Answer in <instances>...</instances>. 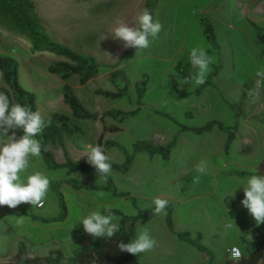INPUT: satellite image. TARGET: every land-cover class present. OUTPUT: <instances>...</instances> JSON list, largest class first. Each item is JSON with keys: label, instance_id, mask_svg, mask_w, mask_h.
<instances>
[{"label": "rangeland", "instance_id": "obj_1", "mask_svg": "<svg viewBox=\"0 0 264 264\" xmlns=\"http://www.w3.org/2000/svg\"><path fill=\"white\" fill-rule=\"evenodd\" d=\"M33 1L46 32L54 41L81 55L92 56L99 63L104 74L83 87L75 79L71 86L89 112L104 116L98 121L103 127L106 155L111 164L120 167L112 169L105 181L101 175L69 174L64 168H49L42 154L33 158L21 178L26 182V177L35 172L48 176L50 189L45 207L38 209L26 203L16 209L0 206V264L14 262L21 246L25 248L26 258L46 256L56 250L68 258L84 243L105 239L93 238L84 232L82 219L92 212L106 214L105 209L110 208L115 214L121 212L133 217L153 205L155 198L163 196L174 200L177 228L182 225L201 231L211 252L203 255L192 248L189 256L198 260L196 263L179 252L188 247L178 243L168 246L167 253L153 260L149 253L147 258L142 253L136 255L141 264L145 261L148 264H225L227 256L231 261L227 248L234 244L244 247L238 225L248 220L249 226L255 221L242 206L244 196L241 195L261 155L252 156L247 169L246 164L239 162L243 157L237 154V147L242 143L240 128L244 118L246 115L251 118L254 111L255 103L247 93L259 79L256 72L264 69V45L256 44V34L264 36V32L245 24L247 34L236 30L226 34L221 22L213 20V17L221 18L222 10L216 14L208 12L222 6L223 0H150L156 20L163 25L159 39L142 53H134L119 64L130 48H124L121 41L112 38L113 30L118 19L135 26L139 17L135 15V0ZM210 1L214 5H208ZM210 27H215L214 35L211 29L204 32ZM195 47L204 48L214 58L212 71L204 85L181 84L180 80L190 71H196L189 60ZM0 53H9L18 61L20 84L36 95L38 110L45 119L56 113L66 114L72 125L79 126L67 140V146L76 159L87 161L85 154L90 150L80 152L77 147L96 146L100 132L93 120L76 118L64 102V82L48 71L53 61L61 59L49 53H33L26 38L2 29ZM117 64L118 68L109 69ZM112 72H117L113 81ZM103 92L117 96L107 97ZM109 111L122 114L110 116ZM114 127L119 130L111 131ZM16 135H23V131L17 130ZM146 139L154 146L164 139L174 143L168 154L137 152V142ZM4 142L7 138H0V143ZM62 155L63 151L58 149L55 160H64ZM129 158L131 164L124 166ZM201 161L207 169L203 175L197 171ZM143 168L150 177H138ZM197 176L200 182L192 183ZM70 180L87 183L92 188L78 191ZM57 191L63 196L64 209ZM212 191L214 196H208ZM101 192L103 196L99 195ZM128 192L135 197H127ZM236 196L242 200L234 203ZM220 199H228L226 203L236 209L227 213ZM19 216L24 217L22 224L17 223ZM153 216L156 215L152 213L137 222L139 234L147 231L146 225ZM118 217L120 224L121 217ZM229 223L230 229L226 227ZM260 264H264V258Z\"/></svg>", "mask_w": 264, "mask_h": 264}, {"label": "trees", "instance_id": "obj_2", "mask_svg": "<svg viewBox=\"0 0 264 264\" xmlns=\"http://www.w3.org/2000/svg\"><path fill=\"white\" fill-rule=\"evenodd\" d=\"M146 10L150 12L154 19V7L150 0L146 4ZM0 29L20 37L26 38L30 44L33 53H49L60 61H53L48 71L58 76L63 82L62 94L64 102L69 104L74 116L82 120L96 121L102 120L104 116L98 113L89 112L80 102L74 93L71 82L77 79L79 86L87 85L91 80L99 75L100 65L92 56L81 55L65 44L54 41L46 32L43 20L37 12L36 5L33 0H0ZM135 49L130 48L126 55L119 62L122 63L126 57L135 53ZM119 64L109 67L113 70L119 67ZM20 65L18 61L9 53H0V76L1 86L0 93H4L9 97L10 104L19 103L31 108L33 111L38 110L37 97L24 89L19 79ZM117 72H112L110 78L114 80ZM107 97H116V94L103 92ZM108 115H120L121 112L109 111ZM51 125L46 127L43 133L37 137L41 143L47 147V151L42 150V156L47 166L52 169L64 168L69 174L75 172H84L90 175H100L95 168L87 161H76L72 159L68 147L67 140L74 136V132L79 126L72 125L71 118L66 114L56 113L49 117ZM47 118V119H49ZM45 119V120H47ZM112 129V130H111ZM111 131H118V127L110 128ZM170 143L167 147L154 146L152 143L142 141L136 145L137 152H147L150 154L167 153L173 147ZM99 146L105 150L104 132L98 140ZM108 145V144H107ZM112 146H117L111 143ZM58 149L63 151V162L55 160V153ZM106 154V152H105ZM132 159L129 158L124 166H129ZM112 169L118 170L120 166L111 164ZM69 183L76 190H88L92 187L87 183H78L70 180ZM61 205L64 209L63 196L57 191ZM123 195V194H118ZM154 208L142 211L137 216H124L121 212H116L121 217L120 230L112 237L99 241H93L87 246L81 247L72 256L66 258L60 251H52L46 256L26 258L25 248L20 247L15 255V261L9 264H141L136 255L120 252L118 244L123 241L125 243L131 241L135 237L137 222L146 216ZM168 212V225L171 226L172 207L170 203L166 208ZM253 232L257 234V238L253 242H246L241 249L243 253L242 259L237 262L228 261L225 264H259L264 257V227L253 228ZM185 237V236H180ZM199 250L204 251L205 248L200 241H191ZM7 264V263H6Z\"/></svg>", "mask_w": 264, "mask_h": 264}, {"label": "clouds", "instance_id": "obj_3", "mask_svg": "<svg viewBox=\"0 0 264 264\" xmlns=\"http://www.w3.org/2000/svg\"><path fill=\"white\" fill-rule=\"evenodd\" d=\"M129 24L118 19L112 38L121 41L124 48L135 49L137 55L158 40L163 30V25L158 20H154L147 10L139 15L134 23L135 26H129ZM102 39H105V36ZM189 60L196 71H190L188 76L180 80L181 84L204 85L212 71L210 66L214 63V58L209 56L204 48L195 47L191 49ZM256 76L259 79L256 81L255 88L249 93L253 103L259 99L260 89L264 87L262 83L264 69L257 71ZM50 125L51 119L45 120L39 110L33 111L19 103L10 104L9 97L0 93V138H7V142L0 143V206L16 209L19 205L26 203L32 207H44L50 189L48 176L35 172L28 175L24 182L21 174L29 168L33 158L41 157L42 150L47 151V147L37 137ZM17 130H22L23 135L17 137ZM85 155L87 162L107 181L112 172V165L104 148L99 145L91 146L90 151ZM206 170V163L201 161L197 165V171L203 175ZM199 182V176L192 180L194 184ZM243 191L244 199L241 204L259 226L264 223V175H251ZM99 195L103 196L104 193L101 192ZM153 203L155 215L164 212L169 204L168 200L161 198H155ZM105 212L106 214L99 211L92 212L83 218L81 224L84 232L93 238H112L120 229L119 217L110 208H106ZM23 219V216L17 217V223L22 224ZM226 227L230 229L232 224L229 223ZM156 244L157 241L144 231L127 243L121 241L118 248L120 252L139 256L141 253L153 250ZM230 251L234 261H239L243 256L237 247H232Z\"/></svg>", "mask_w": 264, "mask_h": 264}, {"label": "crops", "instance_id": "obj_4", "mask_svg": "<svg viewBox=\"0 0 264 264\" xmlns=\"http://www.w3.org/2000/svg\"><path fill=\"white\" fill-rule=\"evenodd\" d=\"M147 2H148V0H135V4H137V7L135 9V15H140L143 13L144 10H146ZM213 3H214V1H210L208 3V5H214ZM220 10H222L221 18L220 17L219 18L213 17V20L221 22L224 30L226 31V34L229 35V33L231 31H235V30L242 32L244 34H247V30L245 29V24H249L250 26L253 25L254 29L260 33L264 32V0H223L222 6H217L213 9H210L208 12L210 14H216ZM156 16L157 15L155 12L154 13V20H156ZM211 25H212V23H211ZM207 29H208V31H210V29H211L212 33L214 35L215 27L206 28L205 30L203 29L204 32H206ZM223 34H225L224 31H223ZM215 36H218V35L215 34ZM256 37H257L256 44L259 46H263L264 45V36H262V34H259V35L256 34ZM228 39H229V37H227L226 42L228 41ZM262 83H264V82H262ZM254 88H255V86H254ZM253 89H251V90H253ZM245 91L247 92V89ZM249 93H247V94L249 95ZM253 110L254 111H253V114L251 115V118H253V119L255 118V121H252L251 118L248 115H246V117L244 118L245 120H244L243 126L240 128V131L243 135H241L242 143L240 144V146L237 147V154L242 155L243 161L240 159L239 162H240V164H246L247 169L250 168L248 166V164H249L248 162L250 161L251 157L254 155H261V157L259 158V163L255 167L256 170L253 173V175H264V87H261V89H260V97L255 102ZM112 116H114V115H112ZM94 123L97 124L95 128L96 129L98 128V130L100 132L99 137L97 139V144H98V140H99L100 136L103 134V127L101 126V124L98 120L94 121ZM111 133H113V132H111ZM175 140H176V137H175ZM143 141L150 142L147 139L143 140ZM140 142L141 141L137 142V144ZM152 142H155V141L153 140ZM156 144L158 146L164 147V146H168L170 144V142L167 141L166 139H164L163 141H160L159 144L158 143H156ZM221 146H222V149L225 147V146H223V143L221 144ZM77 149L80 150V152H86V150H90L89 146H87L85 148L78 146ZM68 150H69V153H70L72 159H74L76 161H80L79 159L75 158V156L73 155L72 149L68 148ZM226 151L228 153V149H226ZM105 152H106V150H105ZM61 157H63V155ZM59 162L62 163L63 160H60ZM134 164H135V161H134L133 165ZM145 172H146L145 168L139 170V172L137 173L138 177L140 179H145V177H150L149 175H145ZM214 194H215V191H212L211 195H208V196L212 197V196H214ZM241 196H244V193ZM127 197L134 198L135 194H131L128 192ZM199 197L200 196H197L196 198H199ZM161 199L168 200V202L170 203V205L172 207L171 226L168 225V221H167L168 212H167V210H165L164 212H162L156 216H153V219H150V221L146 225V229H147V231H149L151 237L157 241V244L153 250H151L147 253H142L143 257L147 258L146 256L149 253L153 256V258H152V260H153L154 258H157L160 255L167 253L168 246H173V245L176 246L178 243H183L188 247V249H183V250H180L179 252L181 254L185 253V255H188V259L190 261H194L197 263L198 260H196L195 258L193 259L189 256V255H192V252H193L192 248H195L198 251L202 252L203 255H206L208 253V251L211 252L209 250V248L207 247V245L204 243L203 233H201V231H199L198 229H190V226H188V225H187L188 227L181 225L180 228H177V225L175 223L176 222V212H175V206H174V202H173L174 200H172L171 198H168L167 196H163V198H161ZM227 200L220 199L219 203L221 206H223L224 211H226L228 213V212L234 211L236 208H234V207L231 208V204L226 203ZM241 200H242L241 197L239 198L238 196H236L234 203L240 202ZM44 207H45V205H44ZM44 207H42V208L38 207V209H43ZM154 207H155V205L153 204L150 207H147L145 210H140V211L141 212L146 211V210L152 209ZM140 211H139V213H140ZM152 213H154V212L153 211L149 212L146 215V217H149ZM248 223H249V221L245 220L241 223V225H238V227L241 230V232L239 234V238H240V242L243 244V246L246 245V242H253L256 240L257 234L255 232H253V228L263 226V225L257 226L255 221L249 226L247 225ZM139 230H140L139 224L137 223L135 236L139 234ZM180 236H185V237L183 238ZM191 241H200L201 245L205 248V250L204 251L199 250V248L197 246H195L194 244H192ZM87 245H89L88 242L83 244V246H87ZM232 247H237L241 250V248L238 245L234 244V245L229 246L227 248V252H226L227 255H229L228 250H230ZM169 256L171 257L172 253ZM34 257H37V256L34 255V256H31L30 258H34ZM263 258H262V260H263ZM228 261H229V257L227 256L226 262H228ZM260 262H259V264H260ZM144 264H148L147 261H145Z\"/></svg>", "mask_w": 264, "mask_h": 264}, {"label": "built area", "instance_id": "obj_5", "mask_svg": "<svg viewBox=\"0 0 264 264\" xmlns=\"http://www.w3.org/2000/svg\"><path fill=\"white\" fill-rule=\"evenodd\" d=\"M231 250V249H230ZM230 250H228V254H229V256H230V259H231V261L232 262H237V261H234L232 258H231V251ZM243 257V256H242ZM242 259V258H241Z\"/></svg>", "mask_w": 264, "mask_h": 264}]
</instances>
